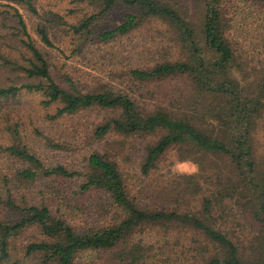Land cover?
<instances>
[{"label":"trees","instance_id":"16d2710c","mask_svg":"<svg viewBox=\"0 0 264 264\" xmlns=\"http://www.w3.org/2000/svg\"><path fill=\"white\" fill-rule=\"evenodd\" d=\"M10 1L36 12L34 0ZM72 1L96 6L71 25L78 54L151 21L165 25L178 50L170 45L152 65L130 67L121 77L133 83L174 81L179 95L153 105L114 79L92 87L67 71L54 75L45 48L55 45L46 28L37 29L43 47L14 7L29 52L25 64H13L27 81L0 86V99L40 93L46 107L57 105L47 115L52 120L94 108L113 111L93 129L97 140L111 133L160 132L146 144L144 174L171 148L200 163L209 154L222 156L228 170L207 181L184 175L183 186L167 191L171 205L152 208L132 193L109 151L95 150L83 169H70L48 164L22 143L3 147L23 166L2 180L0 264H94L90 255L99 250L112 251L111 264H157L172 251L180 264H264V155L257 145L264 130V0H194L199 17L187 0ZM118 8L124 14L114 22ZM44 138L49 149H63V143ZM69 181L75 183L73 196L61 189ZM90 193L100 196L93 220L90 209L77 205ZM193 199L200 205L193 206ZM27 229L40 237L18 247L15 240Z\"/></svg>","mask_w":264,"mask_h":264},{"label":"rangeland","instance_id":"374dc122","mask_svg":"<svg viewBox=\"0 0 264 264\" xmlns=\"http://www.w3.org/2000/svg\"><path fill=\"white\" fill-rule=\"evenodd\" d=\"M187 1L191 7V14L199 17L200 9H196L195 1ZM14 7L22 14L27 33L43 47L44 43L37 29L46 28L55 45L45 48L54 75L67 71L92 87L96 86L98 80L114 79L123 83L128 92L135 91L136 96L144 94L148 103L153 105L156 102L173 100L178 94L174 89V81L133 83L127 75L121 77L130 67L152 65L166 52L171 43L165 25L159 21H151L113 43L92 44L82 54H78L74 51L71 25L84 15L95 11L96 6L72 0H34L36 12L29 11L24 4L0 0V86L20 85L27 81L25 74L13 64H25L29 52L23 43L26 35L18 23ZM123 14L124 10L118 8L113 12L111 19L118 22ZM171 46V49L178 50ZM42 100L43 96L40 93L28 91L0 99V196L4 194L2 189L4 176H11L15 169L23 166L22 162L10 157L3 149L14 143L26 145L48 164L61 163L70 169H83L87 156L95 150L109 151L121 170L127 174L132 193L138 194L152 208L171 205V200L166 196L167 191L176 185L183 186L182 176L197 174L202 181H207L218 172L228 170L227 159L222 156L209 154L203 157L200 163L194 160V157L187 156V152L182 155L177 148H171L156 167L148 174H144L142 164L146 144L157 139L161 135L160 132L128 136L111 133L104 139L97 140L93 135V129L113 116V111L94 108L52 120L47 115L54 113L57 105L46 107ZM15 128L20 133L19 137L14 132ZM45 136L63 143V149H49L45 145ZM257 145L264 155V130L258 134ZM40 188L34 186L32 189ZM74 188L75 183L69 181L68 186L63 185L61 189L68 191L67 196H73ZM99 197L90 193L77 204L78 207L85 206L90 209L87 215L91 220L94 219L92 212L94 202L99 200ZM191 202L193 206L194 204L199 206L201 201L193 199ZM39 237L40 234L36 230L27 229L19 235L15 243L19 247ZM141 237L139 234L137 239ZM112 257V251L99 250L90 255V260L94 264H111ZM179 257L177 251H172L163 256L157 264H180Z\"/></svg>","mask_w":264,"mask_h":264}]
</instances>
